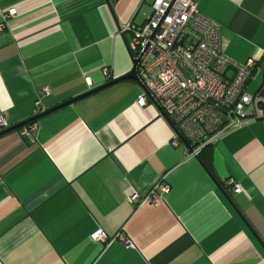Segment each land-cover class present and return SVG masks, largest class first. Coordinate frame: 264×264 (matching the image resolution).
Masks as SVG:
<instances>
[{"label": "crops", "instance_id": "obj_1", "mask_svg": "<svg viewBox=\"0 0 264 264\" xmlns=\"http://www.w3.org/2000/svg\"><path fill=\"white\" fill-rule=\"evenodd\" d=\"M193 1L220 25L230 60H258L248 83L257 92L264 0ZM151 2L0 0V25L17 10L0 29L9 128L38 102L46 113L127 75L132 35L120 29L143 25ZM141 94L126 79L32 121L33 140L20 134L29 123L0 135V264H264V120L207 146L204 162L175 144L156 106L138 105ZM160 182L170 187L160 206L130 200ZM98 229L105 242L91 238Z\"/></svg>", "mask_w": 264, "mask_h": 264}, {"label": "built area", "instance_id": "obj_2", "mask_svg": "<svg viewBox=\"0 0 264 264\" xmlns=\"http://www.w3.org/2000/svg\"><path fill=\"white\" fill-rule=\"evenodd\" d=\"M1 15L0 29L17 16V10ZM126 33L132 35L129 52L134 59L140 57L138 105L146 107L149 100L156 106L170 121L175 144L183 139L194 147L192 156L198 157L226 133L264 120V81L257 92H248L258 60L252 57L241 64L230 60L224 52L220 25L200 12L193 0H152L146 22L141 26L127 23L120 29V35ZM85 82L93 88L90 77ZM40 106L38 102L35 117L45 112ZM9 127L0 114V131ZM34 130L36 125L31 123L20 134L33 140ZM226 186L236 194L241 192L235 181H227ZM169 192L170 187L160 182L142 198L133 192L130 200L139 206L158 207L162 194ZM91 238L107 240L102 229Z\"/></svg>", "mask_w": 264, "mask_h": 264}, {"label": "water", "instance_id": "obj_3", "mask_svg": "<svg viewBox=\"0 0 264 264\" xmlns=\"http://www.w3.org/2000/svg\"><path fill=\"white\" fill-rule=\"evenodd\" d=\"M130 57H131V59H132L133 67H132V70H131L127 75H125V76H123V77H120L119 79H115V80H113V81L107 82V83H105L104 85H102V86H100V87H98V88L92 89V90H90V91H88V92H86V93H84V94H82V95H79L78 97H75V98L72 99V100L66 101V102L62 103L61 105H58L57 107L51 109L50 111H48V112H46V113H43V114H41V115H38V116H36V117H33V118H31V119L25 121L24 123H22L21 125H19V126H17V127H13V128H9V129H7V130H4V131H2V132L0 133V135L4 134V133H6V132H8V131H10V130L17 129L18 127L24 126V125H26V124H28V123H30V122H32V121L38 120L39 118H41L42 116H44V115L47 114V113H50V112L56 111V110H58V109H61V108L65 107V106H68V105H70V104H72V103H74V102H76V101H78V100H80V99H82V98H85V97L90 96V95H92V94H94V93H96V92H99V91H101V90H103V89H105V88H108V87H110V86H112V85H114V84H116V83H118V82H120V81H123V80H126V79H131V80H134V81H137V82L140 83L139 78H138V76H137V67H138V64H139V61H140V57H139L138 59H134V56H133L131 53H130ZM182 142L187 146V148H188L190 151H192V150L194 149V147H191V146H190L187 142H185L183 139H182Z\"/></svg>", "mask_w": 264, "mask_h": 264}, {"label": "trees", "instance_id": "obj_4", "mask_svg": "<svg viewBox=\"0 0 264 264\" xmlns=\"http://www.w3.org/2000/svg\"><path fill=\"white\" fill-rule=\"evenodd\" d=\"M32 122H30L28 125H30ZM204 151H205V149L200 153V155L198 156L202 161H204L205 162V159H206V157H205V155H204Z\"/></svg>", "mask_w": 264, "mask_h": 264}, {"label": "rangeland", "instance_id": "obj_5", "mask_svg": "<svg viewBox=\"0 0 264 264\" xmlns=\"http://www.w3.org/2000/svg\"><path fill=\"white\" fill-rule=\"evenodd\" d=\"M149 13V9H144V13ZM33 117H35V115H33Z\"/></svg>", "mask_w": 264, "mask_h": 264}]
</instances>
